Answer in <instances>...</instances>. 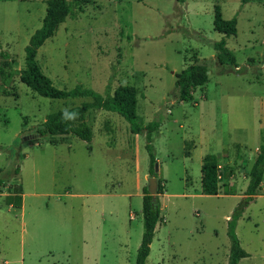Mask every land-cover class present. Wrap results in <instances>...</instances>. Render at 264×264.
I'll use <instances>...</instances> for the list:
<instances>
[{
	"label": "rangeland",
	"instance_id": "374dc122",
	"mask_svg": "<svg viewBox=\"0 0 264 264\" xmlns=\"http://www.w3.org/2000/svg\"><path fill=\"white\" fill-rule=\"evenodd\" d=\"M214 5L236 19L225 37L236 66L215 59ZM44 13V0H0V63L11 71L0 94V264H134L151 176L145 133L90 109V141L38 135L48 113L90 100L42 97L19 81L23 48ZM35 60L60 89L80 84L104 96L131 85L139 121L159 122L151 145L160 220L145 264H226L227 224L264 145V0H82ZM192 62L205 65L207 80L178 101L174 74ZM205 154L216 156L215 195L200 190ZM19 193V208L6 203ZM234 234L247 253L237 264H264V188Z\"/></svg>",
	"mask_w": 264,
	"mask_h": 264
},
{
	"label": "trees",
	"instance_id": "16d2710c",
	"mask_svg": "<svg viewBox=\"0 0 264 264\" xmlns=\"http://www.w3.org/2000/svg\"><path fill=\"white\" fill-rule=\"evenodd\" d=\"M185 0H175L176 3H183ZM82 0H44L45 13L38 28L29 36L24 46L23 67L16 70L18 79L32 92L39 96L51 99H66L75 97H89L90 100L81 102L77 105L64 107L48 113L44 120L36 126L38 135H65L71 134L83 141H90L92 132L85 122V114L90 109H101L104 111L114 112L121 116L129 125L132 133H145V148L149 156V174L152 176V164L154 160L153 147L151 145L152 133L158 129L159 122L151 120L145 124L139 121L136 108L135 89L131 85H118L112 92L106 91L105 95L96 91L76 84L69 89H60L55 87L51 80L42 73L36 60L35 54L39 46L50 38L57 26L62 23L66 17H74L75 13L80 10ZM245 0H241L244 3ZM236 19L231 17L224 19L221 17L220 9L217 5L213 6V29L221 34V37L213 42L214 56L220 65H235L233 53L225 45V37L233 36L236 32ZM5 53L0 56L6 59ZM4 62L0 63V94H7L5 86L11 78V71H4ZM173 86L176 91L178 101H189L192 99V92L205 84L207 80L206 67L203 63L192 62L184 65L182 69L174 74ZM67 113V115H65ZM200 190L203 194L215 195L218 189V167L216 156L214 154H205L200 164ZM18 168L14 169V173ZM2 180H0V183ZM264 188V145H260L256 153L252 169L244 189V197L237 203L233 209L232 216L227 224V234L229 238V249L226 264H237L239 259L247 256V253L240 247L239 242L234 234V222L242 212L246 203L250 201L257 192ZM162 192V185L157 180L155 196H152L146 189L141 190V219L142 232L134 264H145L149 252L155 225L160 220V209L157 194ZM7 204L19 208L21 206V195L8 194L5 197Z\"/></svg>",
	"mask_w": 264,
	"mask_h": 264
},
{
	"label": "water",
	"instance_id": "95a60500",
	"mask_svg": "<svg viewBox=\"0 0 264 264\" xmlns=\"http://www.w3.org/2000/svg\"><path fill=\"white\" fill-rule=\"evenodd\" d=\"M157 171V165L156 163H154L153 166V174ZM156 188H157V179L155 178V176H149L147 178V185H146V189L147 191L152 195L155 196V192H156Z\"/></svg>",
	"mask_w": 264,
	"mask_h": 264
},
{
	"label": "clouds",
	"instance_id": "9594fccd",
	"mask_svg": "<svg viewBox=\"0 0 264 264\" xmlns=\"http://www.w3.org/2000/svg\"><path fill=\"white\" fill-rule=\"evenodd\" d=\"M65 115H67V113H65Z\"/></svg>",
	"mask_w": 264,
	"mask_h": 264
}]
</instances>
